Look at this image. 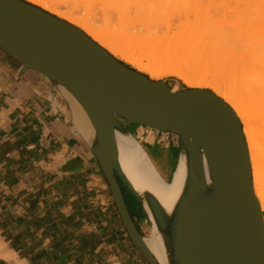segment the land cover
<instances>
[{"label":"water","instance_id":"95a60500","mask_svg":"<svg viewBox=\"0 0 264 264\" xmlns=\"http://www.w3.org/2000/svg\"><path fill=\"white\" fill-rule=\"evenodd\" d=\"M0 48L62 86L82 106L98 133L96 155L124 225L148 264L160 263L131 216L117 177L129 186L117 167L115 122L177 133L182 149L188 136L205 153L219 194L218 212L212 215L206 206L183 218L180 264H255L264 215L243 125L222 98L208 89L174 90L166 80H153L78 27L24 0H0Z\"/></svg>","mask_w":264,"mask_h":264},{"label":"crops","instance_id":"0c3cea01","mask_svg":"<svg viewBox=\"0 0 264 264\" xmlns=\"http://www.w3.org/2000/svg\"><path fill=\"white\" fill-rule=\"evenodd\" d=\"M61 87L0 48V264H148L124 225L96 139L78 126L79 108ZM123 125L172 183L181 136ZM122 190L147 238L153 224L144 203L124 181Z\"/></svg>","mask_w":264,"mask_h":264},{"label":"bare ground","instance_id":"6f19581e","mask_svg":"<svg viewBox=\"0 0 264 264\" xmlns=\"http://www.w3.org/2000/svg\"><path fill=\"white\" fill-rule=\"evenodd\" d=\"M30 1L53 14H61L58 12L59 10L57 11V6L53 0ZM126 1L129 2V0ZM108 2L110 4L113 0L111 2L108 0ZM118 2L120 5H117ZM127 2L120 0L117 1V4L116 2H114L115 4L111 3L109 7L114 8V5L116 7L122 5L123 7L118 9L121 13L123 11L124 14L126 11L128 14L133 9L128 11L129 7L124 6V3L128 4ZM136 10L142 14L143 9L137 8ZM147 11H143L146 18L147 15L152 13L149 11L151 13L148 14ZM135 13H133V16ZM153 13L151 17L156 15ZM66 14L61 15L67 17L71 23L78 27L82 26V31L114 57L120 54L131 61L137 60L139 62L142 60V57L134 59L133 52L126 47L125 43H118L108 34L103 33L102 29L97 30L95 27L88 26L89 21L86 24L78 21L79 18L72 17L74 13H71L72 16L69 12ZM151 17L148 16V18ZM140 18L138 19L140 20ZM154 19L146 20L147 24ZM139 20L137 22H140ZM141 20L145 21L144 18H141ZM137 22H135L136 27H138ZM145 22L142 23L144 27ZM206 23L196 17L193 21L187 23L185 30L181 29L180 32L177 29H175V32L173 29L175 24L173 25L169 21L158 24L159 27L155 26L156 24L151 26L153 22L150 24L151 27L146 24V31H154L152 27L157 29L154 34L151 32L153 34L152 40L154 38V41L160 45H158L160 49L161 47L167 49V53L165 51H162L165 52L163 54L158 53L154 58L149 59L147 65H140V69L151 70L156 76L168 71L176 73L185 78L192 88L206 89L210 87L218 97L222 98L235 111L243 125V132L250 153L254 193L261 211L264 212V26L256 27L255 31L253 30L254 26L252 28L248 26L243 29V34L233 33L232 35L231 33L225 34L226 29L225 33H221L220 30L216 33ZM142 24L139 26L143 27ZM136 27L133 29H137ZM215 27H218V25ZM171 31L174 35L164 36L166 35L164 32L171 33ZM159 34L164 35L160 36ZM236 36L245 38V41L235 39ZM245 43L248 45H245ZM209 66L214 69L212 76L206 71ZM71 97L79 108L78 126L83 131L88 130L87 132L95 137L96 142H99L98 133L88 115L79 102L72 95ZM115 131L119 148L117 167L124 180L144 203L153 224L152 234L150 237L145 238V242L160 264H180L178 236L179 226L183 218L194 210L206 206L210 207L212 215L218 212L219 194L215 188L205 153L200 145L186 136L178 172L174 181L167 184L158 176L140 144L118 122H115ZM212 230L215 234L216 225L212 226ZM258 232L259 240L256 249L259 252V258L255 259V264H264V217L259 222Z\"/></svg>","mask_w":264,"mask_h":264},{"label":"rangeland","instance_id":"374dc122","mask_svg":"<svg viewBox=\"0 0 264 264\" xmlns=\"http://www.w3.org/2000/svg\"><path fill=\"white\" fill-rule=\"evenodd\" d=\"M25 1L31 3L35 6H38L30 0H25ZM53 1L55 2L56 6H57V7L55 6L57 8V11L59 10L58 11L59 13H61V14H66V13L68 14V12L70 14L74 13L73 14L74 16H72V14H71V16L76 18V19L79 18L78 21L85 22V23L87 21H89L88 26L90 25L91 27H95V29L97 28V30L102 29L101 31L103 33L108 34V36L115 39L118 43H125L126 47L128 49H130L131 52H133V55L135 56L134 59L142 57V60H140L139 62L137 60L131 61L126 56H121L120 54L115 57L116 59L125 63L126 65L131 66L133 69L147 75L148 77H150L153 80H166L168 82L174 81V85L172 86L174 90H182L185 88H192V86L185 78H183V77H181V76H179L173 72L171 73L168 71L166 73L159 74V76L158 75L156 76L151 70L140 69V65H143V66L147 65L149 63V59L154 58L155 55H157L158 53L163 54L167 51V49L166 50L162 49V47L160 49L159 48L160 45L154 41V38L152 40V36L156 32L157 29H154V27H152V30H154V31L147 30L148 31L147 32L145 30V27L150 26L151 22H153V24H151V26L154 24H156L155 26H158V24H164L165 22L169 21L173 25L175 24L173 26V29L174 30L177 29V31L180 32L181 29H184V30L186 29L185 26H187V23L189 21H193L197 17L200 20H204V22H207L206 24H209L210 27H212L211 29L215 30L216 33H218L219 30L221 33H225V29H226L227 31L225 34L231 33L232 35H233V33L237 34V35L243 34L242 33L243 29L247 28L248 26H251V28H252V26H254V29H253L254 31H255L256 27L260 28V25L264 26L263 25L264 24V0H143V1L142 0H129L130 3L125 0V2H127L128 4L126 5V3H124V6L129 7L128 11L133 9L129 12L132 14V16H130L131 14H129V13L127 14L126 11L124 12V14H127V15H124L123 11L121 13V11L119 9L121 7H123L122 5L119 6L120 8L118 6L116 7L115 5H114V8L109 7V5L111 6V3L115 4L114 2H116V4H117V1H120V0H116V1L113 0V2H111L112 0H109L111 2L110 4H109L108 0L107 1H104V0H92V1L91 0H53ZM122 2H124V1H122ZM98 3H100V4H98ZM103 3L104 4L107 3V4L104 5ZM102 5H103V7H102ZM117 5H120L119 2ZM38 7L45 10L41 6H38ZM135 7H136V9L137 8H140V10L143 9L144 12H145V10L146 11L149 10L152 13L155 11L153 14H156V15L151 17L152 13L147 11L148 14L149 13H151V14L147 15V18H146V16L143 14V11H142V14H143L142 15L135 9ZM114 9H116L117 11ZM45 11H47V10H45ZM132 11H134L133 13H135V11H137L136 13L139 14L138 17H137L136 13H135L136 16L134 15L135 16L134 17ZM47 12L51 13L50 11H47ZM120 13H121V15L122 14L123 15L121 16ZM182 13H184V14H182ZM189 13H191V14H189ZM51 14H53V13H51ZM61 14L54 13L53 15H55L58 18H61L65 21L69 22L70 24L78 27L77 25L71 23L67 17L62 16ZM148 16L151 18H148ZM140 17L144 18L145 21L151 20L152 18L154 19V17H155V19L151 22L149 21L150 23L148 22V24H149L148 25L147 21L146 22L142 21ZM182 17H183V19H182ZM135 18H137V19L140 18V20L138 19L140 22H137L138 21L137 19L134 20ZM186 19H188V20H186ZM130 21H132V22H130ZM133 21L137 22L138 27H136L135 22H134V25L132 24ZM184 21H186L187 23ZM144 22H145V27H144V24H142ZM228 22H230V23H228ZM85 23H83V24H85ZM138 23L142 24L141 26H143V27H140L139 26L140 24H138ZM146 24H147V26H146ZM230 24L233 26H231ZM217 25H218V27H215ZM183 26H184V28H183ZM81 27L82 26H80L78 28L81 29ZM134 27H136L137 29H133ZM173 31H171V33L164 32V34H166V35H164V34H159V35L160 36L164 35L165 37H167L168 34L169 35L171 34V36H172ZM257 31H258V29H257ZM175 32H176V30H175ZM250 33H253V32L250 31ZM171 36H170V38H171ZM236 38L239 39V41H242V39L245 41V38H240V37L238 38L237 36L235 37V39ZM247 43H245V45ZM162 51H165V52H162ZM206 71H207V73H209L210 76H212L214 69L212 68V66H209L208 68H206ZM237 79H239V78H237ZM206 89L212 91V89L210 87L206 88ZM263 215H264V212H263ZM151 233H152V230H150L149 236H151Z\"/></svg>","mask_w":264,"mask_h":264},{"label":"trees","instance_id":"16d2710c","mask_svg":"<svg viewBox=\"0 0 264 264\" xmlns=\"http://www.w3.org/2000/svg\"><path fill=\"white\" fill-rule=\"evenodd\" d=\"M123 63V62H122ZM123 64H125V63H123ZM129 68H131V69H133L131 66H129V65H127ZM135 70V69H134ZM169 84H170V86H171V88H173L172 86L174 85V81H170L169 82ZM185 89H188V88H185ZM118 177V180H119V182H120V185L122 186V188H123V181L121 180V178L119 177V176H117Z\"/></svg>","mask_w":264,"mask_h":264},{"label":"built area","instance_id":"2783aa9c","mask_svg":"<svg viewBox=\"0 0 264 264\" xmlns=\"http://www.w3.org/2000/svg\"><path fill=\"white\" fill-rule=\"evenodd\" d=\"M109 264H124L121 260L117 259V258H113Z\"/></svg>","mask_w":264,"mask_h":264}]
</instances>
